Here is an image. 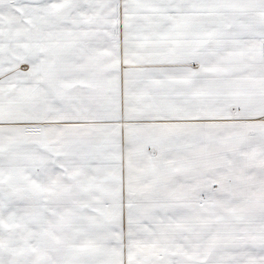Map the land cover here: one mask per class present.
Masks as SVG:
<instances>
[{
    "label": "snow or ice",
    "instance_id": "snow-or-ice-1",
    "mask_svg": "<svg viewBox=\"0 0 264 264\" xmlns=\"http://www.w3.org/2000/svg\"><path fill=\"white\" fill-rule=\"evenodd\" d=\"M0 264H264V0H0Z\"/></svg>",
    "mask_w": 264,
    "mask_h": 264
}]
</instances>
